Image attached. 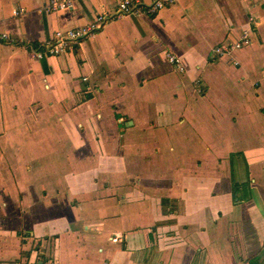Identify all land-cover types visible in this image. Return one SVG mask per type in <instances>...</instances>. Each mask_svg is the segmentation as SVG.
Instances as JSON below:
<instances>
[{"label": "crops", "instance_id": "obj_1", "mask_svg": "<svg viewBox=\"0 0 264 264\" xmlns=\"http://www.w3.org/2000/svg\"><path fill=\"white\" fill-rule=\"evenodd\" d=\"M47 1L0 0V264H264V0H173L36 58L118 0Z\"/></svg>", "mask_w": 264, "mask_h": 264}, {"label": "built area", "instance_id": "obj_2", "mask_svg": "<svg viewBox=\"0 0 264 264\" xmlns=\"http://www.w3.org/2000/svg\"><path fill=\"white\" fill-rule=\"evenodd\" d=\"M172 2L173 0H118L112 14H99L88 24L66 31H56L52 40L46 43L41 52H35L34 56L36 58H41L45 55L58 57L67 52H71L81 41L93 37L109 20L127 15H155ZM73 5L74 0H48L45 5V10L48 12H58L62 10L70 11L73 9ZM8 39L9 35L7 33L0 32V42L7 41ZM247 42L248 37L244 34L237 42L228 43L215 48L212 55L222 57L231 53L233 50L242 48ZM166 60L170 65H173L177 71H184V65L177 56L167 54ZM112 240L116 242L117 238L115 237Z\"/></svg>", "mask_w": 264, "mask_h": 264}, {"label": "trees", "instance_id": "obj_3", "mask_svg": "<svg viewBox=\"0 0 264 264\" xmlns=\"http://www.w3.org/2000/svg\"><path fill=\"white\" fill-rule=\"evenodd\" d=\"M237 187H238V185H233V191L235 190L236 191V189H237Z\"/></svg>", "mask_w": 264, "mask_h": 264}]
</instances>
